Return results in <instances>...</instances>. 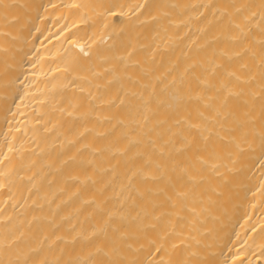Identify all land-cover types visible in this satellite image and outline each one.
Here are the masks:
<instances>
[{
  "label": "bare ground",
  "instance_id": "obj_1",
  "mask_svg": "<svg viewBox=\"0 0 264 264\" xmlns=\"http://www.w3.org/2000/svg\"><path fill=\"white\" fill-rule=\"evenodd\" d=\"M0 264H264V0H0Z\"/></svg>",
  "mask_w": 264,
  "mask_h": 264
}]
</instances>
